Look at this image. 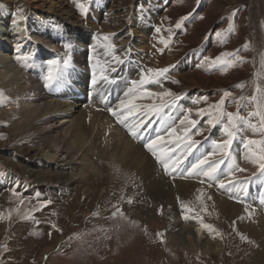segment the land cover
Here are the masks:
<instances>
[{
    "label": "rangeland",
    "instance_id": "1",
    "mask_svg": "<svg viewBox=\"0 0 264 264\" xmlns=\"http://www.w3.org/2000/svg\"><path fill=\"white\" fill-rule=\"evenodd\" d=\"M62 2L67 3L64 5L65 9L71 10L75 17L79 18L75 20L76 22L71 20L74 22L73 25L67 24L69 30L85 32V36H91L92 40L97 38L102 41L108 37L107 40L104 39L105 42L108 41L105 50L107 53L102 52L103 46L101 51L87 47L88 37L81 43L85 45L81 49L86 50L87 53L91 52L90 55L97 53L93 55L95 62L90 66L70 62L72 67L69 69L82 71L89 78L95 73V76L100 77L105 74L112 79L113 71L108 67L113 66L116 69V75L120 73L118 77L114 76L116 80L118 79L117 85L119 84L120 88L121 85L127 87L129 90L135 78L124 71L122 65L135 63L136 70L139 71L135 75L137 80L140 79L141 70L147 72L148 69L169 68V73L161 78L160 84H146L147 87H144L141 92L156 93L155 88L161 87L164 88V92L171 90L175 95L180 96L173 108L183 109L189 119L198 121L196 128L192 129L189 135L204 152H211L207 156L209 163L221 159L218 153L212 155L215 152L213 141L219 142L223 140L221 138L225 139L223 136L211 138L208 133L213 127L208 124V120L215 121L218 111L214 106L221 100L225 101L222 111L239 114L236 119L237 128L234 130L235 138L240 136L241 127L245 128L242 129L245 144L242 141L241 144L245 147L249 140H254L255 144L248 145L256 147V158L264 154V122L261 119L264 117V0H76V2L54 0L57 6ZM77 3L85 4L88 9L86 16L80 14ZM0 4L8 8L14 7V10L21 6L25 16L28 17L30 14V10L16 0H0ZM143 4L146 10L155 8V16L150 13L152 22L149 29L146 27L144 32L138 26L149 23L140 22L137 16L142 13ZM194 12L195 16L184 21L180 29L176 28V24L184 16ZM234 12L238 14L233 16ZM230 26L231 32L228 31ZM157 28L160 29L159 32L155 31ZM216 30L222 31L225 35L220 38L215 37L213 33ZM141 33L146 36L141 37ZM78 35L80 34L72 35L74 37L69 40L70 48L65 47L69 44L66 39L62 36L58 38V48L55 50L56 65L62 54L64 58H70V61L75 60L74 49L80 43ZM127 36L131 37L133 45L126 44L129 43ZM160 43L163 45L155 48V45ZM110 45H114V50ZM194 52L197 54L192 65L182 69L179 62L187 59ZM224 53L236 54L240 59L236 60L234 56L225 57L234 61L232 67L213 66L210 63ZM113 55L119 56L124 63L116 64L112 59ZM17 57H21L19 62ZM23 57L22 52L14 54L13 51L11 54V61L18 66L17 69L21 73L24 72L21 63ZM178 65L179 70H176ZM51 66L55 67V64L49 65ZM86 75L81 78V82L74 78L77 89L82 87L83 82L88 81ZM173 80L178 83H172ZM119 81L121 83H118ZM2 83H5V80H0V92H3L6 97L5 90L1 88ZM99 83H102L99 88H107L109 85L103 81ZM49 90L50 88H45V103L65 102L57 93L53 95L54 99L47 96ZM102 90L105 89L102 88ZM226 91L231 93L230 96H223ZM92 93H94L93 89ZM119 94L124 93L119 92ZM119 94L118 102L123 99V95L119 96ZM253 96L256 97L255 100L251 99ZM56 97L59 98L57 101H55ZM149 99L151 105L148 103V106L143 104L136 106L143 105V109L147 111L148 107L154 104L159 106L162 103L155 97ZM171 99V97L164 98L165 101ZM8 100L10 101V98L7 97L5 104L0 105V111H7ZM66 102L69 106L73 105L72 112L75 113L73 112L70 119L56 114L51 128L54 131L52 137L68 138L71 120L75 119L81 110L92 109L99 112V109L102 111L104 109L97 102L90 100L87 95L82 99L73 95ZM181 102L189 103L184 107ZM115 106L116 104H113L110 107ZM201 109L204 113L198 116L197 112ZM162 110L166 117H170L172 107H165ZM22 112V110L13 109L0 118V152L9 151L12 148L21 150L13 160L16 166L19 165L18 160L34 163L29 141L35 137L36 132L30 133L29 139L24 138L26 133L23 130L29 123L24 122L21 116H17V113ZM257 112L260 115L250 116V113ZM109 115L110 113H107L105 116L108 121ZM136 115L139 117L143 114L139 110ZM155 116L158 117V114ZM151 117L155 118L153 115ZM183 117L185 116H180V118ZM153 118H150V126H146L151 130L154 126L152 124H155ZM134 120L132 123H135ZM218 124L226 125L227 117L221 118L215 127ZM115 128L120 129L116 126ZM197 130L200 134H195ZM125 131L129 132L128 129ZM248 132H250L249 135ZM157 133L155 131L153 135ZM238 140L236 143L233 141L229 157L221 165L225 171L229 172L233 164L247 169L238 162L230 161V156L238 159V153H240L236 152V148L239 147ZM133 142L136 144L135 141ZM163 145L162 142L156 146L162 159L170 156L165 148H160ZM64 157L60 155L58 160ZM87 158L92 159L93 161L90 160V162L96 164L94 158L90 156ZM73 162L78 168L75 173L77 175L75 186L72 187L73 190L66 189L58 192L55 199L49 197L48 193H42V189L38 187L25 185L29 189H25L27 190L25 193H18L9 189V186L0 185V264H264V238L257 240L256 236H251L242 228L248 223L252 224L254 216L257 217L256 214L251 215L253 212L264 216V212L262 213L260 208H256L257 204L253 203L260 204L258 200L264 195V177L258 175V170L255 176L248 169L246 172L235 173L236 180L248 182V193L243 198L233 191L219 189L215 182H211L212 186L207 188L212 194L207 193L210 191L203 192L202 196L192 200L180 197L166 206L148 197L149 195L141 187V181L129 175L127 171L110 168L101 162L96 164L101 177L87 171V162L76 161V159ZM153 163L167 182H179L187 175L186 170L190 169L187 158L184 159L183 164L178 163L176 167L185 172L186 175L183 174L181 177L178 176L182 174L179 172L171 175L165 173L163 165L154 157ZM4 174L5 170H1L0 183ZM173 176L175 179L172 178ZM18 191L21 192V190ZM214 194L230 205L239 206L241 216L234 221L227 220L218 214L215 210L217 205L213 199ZM209 196L212 198L208 199ZM233 197L244 202H237V199ZM129 200L132 201L131 204L128 203ZM117 209L123 213L122 216L119 213L113 215ZM174 212L183 221L195 220L204 222L203 225H211L215 231L202 227L204 234L197 239L211 242L219 240L221 244L219 252L215 254H205L200 250L186 252L171 246L169 242L172 241L167 227L168 219L174 215ZM184 216L188 219H184ZM160 233L163 236L159 235ZM241 235L247 239L242 240ZM249 241H251L250 244Z\"/></svg>",
    "mask_w": 264,
    "mask_h": 264
},
{
    "label": "bare ground",
    "instance_id": "2",
    "mask_svg": "<svg viewBox=\"0 0 264 264\" xmlns=\"http://www.w3.org/2000/svg\"><path fill=\"white\" fill-rule=\"evenodd\" d=\"M16 2L21 3L24 8L30 10V14L28 17L26 16L27 19L20 23V29L23 31H18L16 26L11 23L14 7L8 8L4 4H0V80H5V83L1 84V88L3 91L5 90L7 94L6 97L10 98V101L8 100L9 103L7 102V111H0V118L9 114V112L13 109L15 111H23L22 113H17V116H21V119L24 122L29 123L28 126L26 125V127H24L23 131L26 133L24 138L29 139L31 136L30 133L36 132L35 137L29 141L34 163L30 164L24 161L22 162V160H18L19 165H14L13 160L15 159V156L21 152V150L16 148H12L5 152H0V171L5 170V176H3L0 185H4L6 187L9 186V189H12L15 192H20L18 190H21L20 193H25L27 191L25 189H29L25 185H30L35 188L38 187L42 189V193H48L47 195L49 197L55 199L58 192L62 190L64 191L66 189L73 190L72 187L75 186L77 180L75 179L77 177L75 173L78 170L73 162L74 159H76V161L87 162V171L91 172L92 174H96L97 176H101V174L98 173L99 170H97L98 167H96V164H101V162H104L110 168L114 167L122 171H127L129 175L134 176L141 181V187L144 189L146 194L149 195L148 197L155 201L161 202L166 206L171 204L172 201L177 198L184 197L189 200L197 199L203 195V192L206 193L207 191H210L207 187L211 182L214 183V181H210L206 177L197 176L195 174L188 176L185 174V172H183V169H176V173H182L181 175L178 174L180 177L183 174L187 177L185 176V178H182V180L179 182H167L166 179H163L164 177L161 175L160 171H158L155 167L153 163V155L149 153L144 147V143L147 140L155 138V136L158 134L165 137L163 143L164 145H167L169 138L165 134L169 128L172 127H175L177 133L182 135L183 129L187 126V124H180V120L184 118H180V116L187 115L183 109L180 108V110H176L172 107L170 117H166L163 110L158 114V117L153 115L155 117H151L153 118V121H155V124H152L154 125L153 129L151 130L146 127L147 125L150 126L149 120L143 130V138L140 140L133 138L129 132L127 133L125 129L128 128L117 123L116 119L111 114L109 115V121L106 120L105 116L107 113L109 114L106 109L111 105L113 106V104H116L117 106L120 103V101H117L119 92L124 93L122 100L131 98L130 96L126 97L125 95V93L128 92V88H125L122 85L120 88L119 84L117 85L116 83L118 79L116 80L114 76L118 77L120 73L116 75L115 72H112L113 76L111 80L113 82L107 85V88H99V86L102 84L99 83V75L96 76L98 84L93 87L90 83L93 77L89 78V76L83 74L82 71L67 69L64 71L62 80L51 87L49 90V95H47L54 99L55 97L53 95L57 93L59 98L65 102L45 103L46 92L43 83V77L48 71L47 68L50 65L49 61H56L55 50L58 48L57 43L60 36H62L69 44H71L69 40L74 37H72V35L80 34L78 35L80 36V43L77 44L74 49L75 60L70 61L74 64H86L90 66L95 62L93 55H97V53L90 55L89 53L91 52L87 53L86 50L81 49L85 47V45L81 43L87 40L89 37L85 36V32H75L67 28V24L73 25L74 22H76L75 20L79 19L75 17L71 10L65 9L64 5L67 3L65 4L62 2L57 6L56 3H54V0H16ZM143 6L144 4L141 7ZM150 13L152 16H155L154 7L151 9L149 8L145 12H142L141 14L139 13V15H137L140 22L149 23L148 25L141 24L138 26V28H141L140 30H142V32L145 31L146 27L149 29V25L152 22ZM102 16L105 18L104 15ZM71 20H74V22ZM64 31L68 33L65 34ZM140 35L143 38L146 36L142 33ZM90 37L89 40L86 41L87 47L89 46L90 49L100 50L102 49L101 46H103L104 50H102V52L107 53L105 50L108 41L105 42L104 39L101 41L97 38H93L92 40ZM128 40L129 43L126 44L133 45L131 37H128ZM137 40H139V38ZM161 45L163 44L160 43L159 45H155V48H158ZM130 49L131 48L129 47V50ZM141 49H143V47H141ZM13 51L14 54L17 52H22L24 57L29 58L28 67L24 66L23 60L21 61L24 71L22 73L17 69L18 66L15 65L13 61H11V54H13ZM62 55L58 59V64H55V67L51 66L53 67L54 73L63 67V61L66 58H64ZM194 59L195 55L192 54L187 59L185 58L181 60L179 64L181 63L180 66L182 69H186V67H190L192 65ZM108 68L112 69L113 66H109ZM136 68L137 66L135 63L124 66L122 65V69L126 72H129L131 77H134L135 80H137V76L135 75L139 73ZM176 70H179V65L177 66ZM84 75H86L88 81L83 82L82 87L77 89L75 86V84L77 85L76 80L79 79V82H81V78ZM75 77L76 80H74ZM118 83H121V81ZM144 87L147 86L145 85ZM102 88L105 90L103 91ZM92 89L94 93H92ZM54 90H56V92H54ZM155 92L163 93L164 88L156 87ZM73 95H77L78 99L81 98L82 95H87L90 100L97 102L104 109L103 111L99 109V112H96L92 109L81 110L80 114L75 119L71 120L70 133L67 136L68 138L63 136L52 137V133L54 131L51 128L55 122L56 114H61L68 119L72 117L74 112H72L73 105L69 106L66 100ZM59 98L56 97L55 101H57ZM149 100V98L137 99L134 100V104H143L148 106ZM188 103L189 102H181V105L185 107ZM143 105L136 106V112L140 110V113L143 114V112L146 111L143 109ZM149 105H151V103H149ZM100 106L96 107L99 108ZM167 109L170 110V108ZM136 117L137 115L129 116L128 118L130 119H128L126 123L129 126H133L134 123L132 122ZM135 121L136 120H134V122ZM115 126L119 127L120 129H116ZM223 127L224 125L221 124L216 125L214 129L211 127L208 131L210 137L219 138L218 136H223L226 139L227 137L223 132ZM242 129L245 128L241 127L240 136H237L234 140L236 143L237 139H239L238 145L240 149L239 147L236 148V152H240L238 153V159L230 156V161H233V163L238 162L242 164V166H245L253 174L258 170L257 167L251 162L252 158H256V147L254 145H248L249 147L243 146V144H245V139ZM154 130L158 132L156 135H153L155 132ZM249 133L250 132L247 134L249 135ZM242 135L243 137H241ZM221 139L224 140V138ZM133 141H135L136 144ZM241 141L243 144H241ZM164 145L160 148H164ZM3 147L7 146L3 145ZM179 153L180 148H177L176 152L169 154L175 158ZM209 153L211 152H204L196 144V149H193L191 153H187L185 158L188 159V164L191 168V166L195 164L200 157L203 158L208 156L210 155ZM60 155H64L65 157L62 158V160H58ZM89 156L94 158L96 164L90 162L92 159L89 160L87 158ZM184 159L181 164L184 163ZM224 171V169L220 168L216 174L217 177L221 179L222 177L226 178L229 172L228 170L225 172ZM184 180H187V182H182ZM201 180H203L204 183H201ZM20 186L21 188H19ZM232 191L237 193L242 198L244 197V194L238 191V185L233 188ZM207 193L212 194L211 191ZM214 195L213 199L217 205V209L215 210L218 214L227 220L234 221L237 217L241 216L240 209L238 208L239 206L236 207L230 205L223 199L218 198L219 196ZM258 202L260 204L256 202L253 203L257 204L256 208H260L263 213L264 204L261 203V198L258 200ZM257 213L258 212H253L251 214L252 216L253 214H256L257 216H254V221L252 224L248 223L242 228L244 229V232L247 231V233L251 234V236H256L257 240H259V238L262 240V238H264V216L262 214L258 215ZM168 220L169 225L167 228L168 235L172 241L169 242L171 246H176L178 249L186 252H196L198 250L205 254H215L219 252V248L221 247L219 240L216 242H211L210 240L204 241L197 239L202 234H204L202 233V225L204 222L195 220L183 221L180 216L176 215V212H174V215H172Z\"/></svg>",
    "mask_w": 264,
    "mask_h": 264
},
{
    "label": "snow or ice",
    "instance_id": "3",
    "mask_svg": "<svg viewBox=\"0 0 264 264\" xmlns=\"http://www.w3.org/2000/svg\"><path fill=\"white\" fill-rule=\"evenodd\" d=\"M76 2V0H74ZM77 7L80 11L81 15H87L88 9L85 7L84 3H77ZM146 9L143 7L141 8V12H145ZM238 13L234 12L232 15L236 16ZM196 13H189L188 15L184 16L180 22L176 24V28L180 29L183 22L186 20H189L190 17L195 16ZM27 17L24 14L23 8L21 6H18L15 9V12L12 13V21L11 23L14 24L17 28L18 31H23L20 29V23L25 21ZM156 32H159L160 29H155ZM229 32L232 31L231 26L229 27ZM214 36L217 38L223 37L225 34L220 31L216 30L214 31ZM211 38V37H209ZM105 40L108 39V37L104 38ZM66 48H70V44L65 45ZM110 47L113 48L114 50V45H110ZM228 56H234L236 60H239V56L233 53H224L223 56L217 57L215 60H212L210 63L213 66L220 65V66H227V67H232L234 61L233 60H228L225 57ZM24 61V66L28 67V57H23L22 58ZM112 59L116 62V64H123L124 60L121 59L119 56L113 55ZM207 59V58H205ZM18 62L21 60V57H17ZM56 61H49L50 65L56 64ZM71 67L70 63V58L65 59L63 61V67L61 69H58L55 73L53 72V69L49 67V70L43 77V83L45 88H51L55 84L59 83L62 78L64 71L69 69ZM113 72L116 71L115 67L111 69ZM170 69L169 68H164V69H159V70H154V69H148L147 72H144L141 70L140 72V79L139 80H133L132 87L128 90L127 93H125L126 97L130 96V99H125L121 100L120 103L115 107H108L106 110L116 119L117 123L125 126L128 128L129 134L135 138V139H142L143 138V130L145 128L146 123L150 120L152 115L159 114L163 108L165 107H174L176 104V101L180 99L179 95H175L171 90H166L163 93H153L149 91H143L141 93V90L144 89V86L146 84H160L161 78L165 77L167 73H169ZM100 81L107 82V83H112L113 81L109 78L108 75H101L99 77ZM172 83H178L177 81H171ZM98 84V80L95 76L93 75V78L91 80V85L95 87ZM161 86H163L161 84ZM237 87H242V85H237ZM259 91V89H258ZM140 93V94H138ZM230 92H224L223 96L228 97L230 96ZM158 98L161 100V104L159 106L157 105H152L148 107L147 111L143 112L142 116L137 117L135 123L133 126H129L126 121L128 120L129 116H135L136 115V105L134 104V100L137 99H144V98ZM165 97H171L172 99L170 101H165ZM206 99V98H205ZM252 100H255L256 97L253 96L251 98ZM7 100V97L3 94V92H0V105H4ZM103 102V101H102ZM225 101L221 100L217 105H215V109L218 111V115L215 118V121L213 119L208 120V124L210 126L215 127V124L219 122L221 118L224 116L227 117V124L224 125L223 127V132L226 135V139L216 142L213 141L215 145V152L212 153V155L218 153L221 157L219 161L211 162L209 163L208 157L205 156L201 159H199L195 164L191 166L190 169L187 170V175L191 176L193 174L197 176H202L206 177L210 181H214L216 183V186L219 189L222 190H228L231 192L233 188H235L238 185V191L243 193L244 195H247L248 193V182L243 181L240 182L236 180L235 173L236 172H246L247 169L238 167L237 165L233 164V166L230 168V171L227 175L226 178L220 179L217 177V172L221 168V165L224 164L225 160L229 157V150L232 147L233 141L235 139V129L237 128L236 124V119L238 118V113L233 114L231 112L225 113L222 111V106L224 105ZM189 113H191V109L188 110ZM204 113V110L201 109L197 112V115H201ZM252 115H260L258 112L257 113H250V116ZM262 122H264V117L261 118ZM242 121V118H241ZM243 122V121H242ZM198 121L194 119H189V117L186 115L183 119L180 120L181 125L187 124V126L183 129V134L180 135L177 133V130L175 127L169 128L167 133L165 134L169 139H168V144L164 145L165 151L167 153H174L176 152L177 148H180V153L173 158L172 156H168L167 158L162 159L161 154L158 153L156 149L157 144H161L165 137L162 135H156L155 138L149 139L144 143V147L146 150L153 155V157L157 160L158 163L163 165V170L165 173L171 175L172 173L176 172V167L178 163H181L183 159L185 158V153H191L192 150L196 147V142L193 141L189 135L192 129L196 128ZM195 134H200L199 130ZM256 141L254 140H249L245 147L248 146V144H255ZM171 145V146H169ZM183 145V146H181ZM171 162V163H170ZM251 162L258 168V175L260 177H264V154L260 155L258 158H252ZM254 176L257 175L256 173L253 174ZM175 179V176L172 177ZM201 183H204L203 180H201ZM212 185L209 184V187ZM234 199H237L233 197ZM208 199H211V197H208ZM237 202L243 203V200L237 199ZM129 204L132 203L131 200L128 201ZM261 203L264 204V195L261 197ZM187 210V209H186ZM120 214L121 216L123 215L122 212L117 209V212L113 213V215ZM184 219H188L187 216L183 217ZM204 228L208 229L209 231H215V229L212 228L211 225H202ZM55 227V225H53ZM60 231L59 229H57ZM159 235L163 236L162 233ZM242 240H246L247 238L243 235L240 237ZM251 243V241H249Z\"/></svg>",
    "mask_w": 264,
    "mask_h": 264
},
{
    "label": "crops",
    "instance_id": "4",
    "mask_svg": "<svg viewBox=\"0 0 264 264\" xmlns=\"http://www.w3.org/2000/svg\"><path fill=\"white\" fill-rule=\"evenodd\" d=\"M196 54H197V52H194V53H193V55H195V56H196Z\"/></svg>",
    "mask_w": 264,
    "mask_h": 264
}]
</instances>
